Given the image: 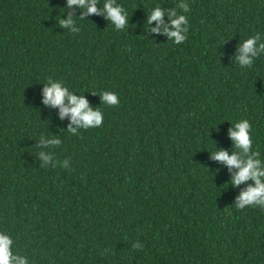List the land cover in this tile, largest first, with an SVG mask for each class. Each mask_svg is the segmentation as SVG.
I'll list each match as a JSON object with an SVG mask.
<instances>
[{"label":"trees","instance_id":"1","mask_svg":"<svg viewBox=\"0 0 264 264\" xmlns=\"http://www.w3.org/2000/svg\"><path fill=\"white\" fill-rule=\"evenodd\" d=\"M106 2L81 18L88 4L0 0V232L12 252L28 264H264V209L235 207L255 181L231 185L238 170L212 158L241 155L229 129L246 119L264 169V51L236 59L248 38L264 43V0H115L123 29ZM156 7L162 22L148 23ZM173 10L188 20L180 44L165 31ZM56 81L102 126L45 105Z\"/></svg>","mask_w":264,"mask_h":264},{"label":"clouds","instance_id":"2","mask_svg":"<svg viewBox=\"0 0 264 264\" xmlns=\"http://www.w3.org/2000/svg\"><path fill=\"white\" fill-rule=\"evenodd\" d=\"M97 0H67V6L78 5L83 8L88 4L87 12L82 14L86 16L91 13H97L98 9L96 7ZM115 0H107L104 7L107 11V17L115 25L117 29H123L127 23L126 15L123 13L121 6H113ZM184 11H190L187 4L181 5ZM164 15L163 10L160 7H156L152 14L148 18V23L151 21H157V23L162 22V17ZM171 20V27L173 30L169 31L166 26V34L170 37L175 38V43L180 44L186 41L187 37L182 34L188 32V20L186 16H177L175 10L169 13ZM62 27H68L73 24V19L71 14L66 20H59ZM73 31H79V29H73ZM153 32H159L160 29L152 28ZM260 39L259 33L245 40L239 47V56H237V61L241 66H251L252 59L251 56L257 54L258 51H264V43H261L257 47V41ZM251 54V55H250ZM44 104L50 106H58L60 108V117L63 118L67 114H71V120L74 124H77L85 129L90 127H99L103 123V114L99 109H92L89 106V102L81 95L77 96L69 92L68 88L62 86L59 81L50 82L43 89ZM67 97L70 106L64 104V100ZM102 101L105 105L117 106L120 101L118 96L109 91H104L102 93ZM252 125L248 120H241L235 123L233 128L229 129V135L234 142L235 149L239 150L241 155H238L236 151L229 155L226 150H220L213 152L212 158L218 161H222L229 166L231 171L233 168L238 171L233 173L231 179V185L238 186L242 182H246L249 179L255 181V186L249 185L240 195L236 198L235 207L238 209H244L246 206L255 207L259 205L264 209V169L258 167L260 164L259 159H254L253 156H258L259 151L252 150V139L250 136ZM71 132H75V129L69 126ZM59 144L60 141L53 139L51 141H45V144ZM252 152V155L249 153ZM40 157L47 161L51 157L45 155L44 152L40 153ZM13 240L9 235L0 232V264H28L27 258L19 254H14L11 250ZM133 249H140L143 245L137 241L133 244Z\"/></svg>","mask_w":264,"mask_h":264}]
</instances>
